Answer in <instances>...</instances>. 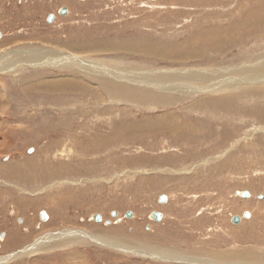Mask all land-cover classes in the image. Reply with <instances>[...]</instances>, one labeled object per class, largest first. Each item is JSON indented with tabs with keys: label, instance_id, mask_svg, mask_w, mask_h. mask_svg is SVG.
<instances>
[{
	"label": "rangeland",
	"instance_id": "obj_1",
	"mask_svg": "<svg viewBox=\"0 0 264 264\" xmlns=\"http://www.w3.org/2000/svg\"><path fill=\"white\" fill-rule=\"evenodd\" d=\"M0 30L68 57L0 71V264H264V0H0Z\"/></svg>",
	"mask_w": 264,
	"mask_h": 264
},
{
	"label": "bare ground",
	"instance_id": "obj_2",
	"mask_svg": "<svg viewBox=\"0 0 264 264\" xmlns=\"http://www.w3.org/2000/svg\"><path fill=\"white\" fill-rule=\"evenodd\" d=\"M58 14H59V10H58ZM65 15V14H64ZM94 47V46H93ZM97 48V47H96ZM57 50V49H56ZM98 50V49H97ZM85 51V50H84ZM90 51H93V48L91 49L90 48ZM90 51H85V52H82V53H87V52H90ZM51 52V51H50ZM63 52V51H62ZM75 52V51H74ZM57 54V53H56ZM58 54H59V52H58ZM51 55V53H48V51H43V50H38V49H36V50H32V51H23V49H21V50H15V51H13V56H12V58H11V60L10 61H8L7 63H5L3 66H1L0 67V71H6V72H8L10 69H12L13 71H15L17 68H20V67H18L20 64L19 63H22L23 62V59H27V58H31L32 60H35V61H39L40 60V57H41V60L43 61V60H45V61H43V64L44 63H47L48 62V64L50 65V64H53V65H55L56 67L58 66V67H60V64H59V62L57 63L56 62V60L59 58V59H63L65 56L64 55H62V56H60V57H57L55 60L53 59H51L52 58V56H50ZM31 56V57H30ZM54 56V55H53ZM69 56V55H68ZM65 58H68V57H65ZM51 59V60H50ZM55 62V63H54ZM80 62H85V60H81V61H79V63ZM52 66V65H51ZM57 67V68H58ZM46 68V67H45ZM59 69V68H58ZM115 69V68H114ZM49 70H51V68L49 69ZM12 71V72H13ZM45 71H47V70H45ZM9 72H11V70L9 71ZM15 73V72H14ZM54 75V74H53ZM45 76H47V75H45ZM48 76H50V75H48ZM61 77V76H60ZM62 80V78L61 79H59L58 81H52V80H49V79H46V80H40V81H38V82H34V83H30V85H31V89H35V87H36V85L38 84V85H40V87H42L43 89H51V88H54V87H57V86H60L59 88H56V91H58V92H60V91H62V88L64 87V86H66V80H64V81H61ZM19 81V80H18ZM16 82V81H15ZM81 84H84V79L83 80H81V82H80ZM116 83V82H115ZM158 85L156 86L157 87V89H163V86H164V84H162L161 82H159V83H157ZM86 85V84H85ZM166 85V84H165ZM39 87V86H38ZM208 91H211V89L209 88L208 89ZM256 90H252V92H255ZM116 95H118V94H116ZM157 96H159V95H157ZM235 96H237L238 97V95H236L235 94ZM0 97L1 98H3L4 97V93L3 94H1L0 95ZM232 97H234V95H230V96H221V95H214V96H212V95H209V97L208 98H203V99H200V100H198L197 102L200 104V103H203V104H205V103H211V104H220V103H222V105H223V103H230V102H232L233 100H235V99H231ZM243 97V96H242ZM196 102V103H197ZM257 102V101H256ZM258 102H262L261 100L260 101H258ZM241 103V102H240ZM117 104V103H116ZM202 104V105H203ZM206 105V104H205ZM227 105V104H226ZM244 105V104H243ZM242 105V106H243ZM195 106V105H194ZM199 106V105H198ZM223 106H225V105H223ZM264 103L262 102V104H259L258 106L256 105V106H254L253 108H247V107H243L242 108V111L243 112H245V111H247L248 109V111H249V113L250 114H248V115H252V117L251 118H253V119H255V120H257V121H259V122H263L264 123ZM195 107H197V106H195ZM217 108H218V106H216ZM222 107V106H221ZM191 109H193V108H191ZM214 110H215V108H214ZM213 110V111H214ZM217 110H219V108L217 109ZM222 111H225V112H223V113H225V114H233V112H235L236 114L237 113H239L238 111L239 110H237L235 107H228V106H226V107H224V108H222L221 109ZM222 113V112H221ZM247 113V112H246ZM235 114V115H236ZM241 116V115H240ZM231 118V117H230ZM225 119H226V117H225ZM227 123V122H226ZM245 126V125H244ZM241 127V126H240ZM243 127V126H242ZM246 130H248V129H246ZM253 130V129H252ZM248 132V131H247ZM247 136H245L244 138H246ZM250 137V136H249ZM118 214V213H117ZM19 222H21V221H19ZM60 234V233H59ZM81 234V233H80ZM89 234V233H88ZM83 235V234H82ZM54 237V236H53ZM65 237V236H64ZM91 237H92V239H94L97 243L99 242V243H104V244H106L107 242H109V245H114V246H116V244H117V242H118V240L117 239H115V238H109L108 236H105V237H101V236H93V235H91ZM74 238V237H73ZM77 238V237H76ZM78 239H79V237H78ZM77 239V240H78ZM80 239H82L81 237H80ZM59 240H57V242H58ZM45 245V244H44ZM125 245H127V244H125ZM124 245V246H125ZM130 245V244H129ZM140 246V245H139ZM138 246V247H139ZM113 247V246H112ZM141 247V246H140ZM144 247V246H143ZM150 247V246H149ZM149 249V248H148ZM158 249V248H157ZM146 250V249H145ZM145 253H146V251H145ZM194 254V253H193ZM18 255H22V253H17V254H15V256H13L14 258L16 257V256H18ZM165 256V255H164ZM7 257V256H6ZM12 257V258H13ZM180 257V256H179ZM8 258H10L9 256H8ZM0 260L1 261H4V260H8L7 258H0ZM0 261V262H1Z\"/></svg>",
	"mask_w": 264,
	"mask_h": 264
},
{
	"label": "water",
	"instance_id": "obj_3",
	"mask_svg": "<svg viewBox=\"0 0 264 264\" xmlns=\"http://www.w3.org/2000/svg\"><path fill=\"white\" fill-rule=\"evenodd\" d=\"M66 12H67V7H65V6H62V7L60 8V10H59V14H60V15H64V14H66ZM54 16H55V15H54L53 13L49 14L48 17H47L48 22H51V21L53 20ZM0 36H1V35H0ZM241 196H243V197H249V196H250V193H249V191L244 190V191L241 193ZM159 201H160V202H166V196L161 195L160 198H159ZM162 215H163L162 212H161V211H157V210H152L151 213H150V217H151L153 220H155V221H160L161 218H162ZM40 216H41V218H42L43 220H46V219H47V214H46V212H45L44 210H41V211H40ZM111 216H112V217H116V216H117V211L113 210V211L111 212ZM124 216H125L126 218H130V217H132V211H126L125 214H124ZM243 217H244V218H249V217H250V212H249V211H245V212L243 213ZM93 219H94L96 222H99V221L102 220V216H101L100 213H94V214H93ZM118 219H119V218H118ZM231 220H232V223L237 224V223H239V222L241 221V216L238 215V214H235V215L232 216V219H231ZM19 221H21V218H19ZM110 221H111V220L106 219V220H105V223H106V224H109Z\"/></svg>",
	"mask_w": 264,
	"mask_h": 264
},
{
	"label": "crops",
	"instance_id": "obj_4",
	"mask_svg": "<svg viewBox=\"0 0 264 264\" xmlns=\"http://www.w3.org/2000/svg\"><path fill=\"white\" fill-rule=\"evenodd\" d=\"M91 52V51H90ZM88 73H86L85 74V79H86V75H87ZM89 74H93V71H91ZM94 75V74H93ZM38 81H40V80H32L30 83H34V82H38ZM98 82H107V80L105 79V78H102V79H99V81ZM29 86V85H28ZM36 86H38V85H36ZM29 87H31V85L29 86ZM54 91H56V89L54 90ZM0 124L2 125L3 124V122H0ZM125 127V128H124ZM18 130V129H17ZM110 130L111 131H113V134L112 135H115V134H119V135H121V134H127V133H125V131H127V126H126V123L124 122V124H115V125H111V128H110ZM15 131V130H14Z\"/></svg>",
	"mask_w": 264,
	"mask_h": 264
},
{
	"label": "flooded vegetation",
	"instance_id": "obj_5",
	"mask_svg": "<svg viewBox=\"0 0 264 264\" xmlns=\"http://www.w3.org/2000/svg\"><path fill=\"white\" fill-rule=\"evenodd\" d=\"M60 9V8H59ZM0 38L2 37V35H3V33H2V31L0 30ZM11 56H13V51L10 53V52H8V53H6L5 55H2V56H0V59L2 60L3 58H6V60H5V63H7L8 61H10L11 59H10V57ZM3 64V63H2ZM3 66V65H2Z\"/></svg>",
	"mask_w": 264,
	"mask_h": 264
}]
</instances>
